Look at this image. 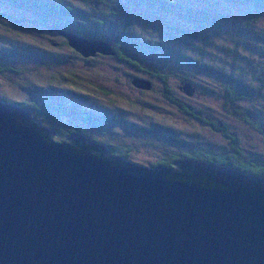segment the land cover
<instances>
[{
	"label": "water",
	"instance_id": "95a60500",
	"mask_svg": "<svg viewBox=\"0 0 264 264\" xmlns=\"http://www.w3.org/2000/svg\"><path fill=\"white\" fill-rule=\"evenodd\" d=\"M3 102L0 264H264V176L195 159L145 169L78 134L51 140Z\"/></svg>",
	"mask_w": 264,
	"mask_h": 264
},
{
	"label": "rangeland",
	"instance_id": "374dc122",
	"mask_svg": "<svg viewBox=\"0 0 264 264\" xmlns=\"http://www.w3.org/2000/svg\"><path fill=\"white\" fill-rule=\"evenodd\" d=\"M112 1L115 3L119 0ZM219 5L227 8L228 15L234 16L237 22L248 15V10L241 5L221 2ZM31 11L25 13L20 6L18 9L4 1L0 2V67H3L4 70L0 72V100L4 101L3 103H16L21 106L25 99L38 97L40 100L47 99L51 103L59 104L61 109L66 108V103L68 107L74 105L86 107L85 109L88 111L98 113L102 117L110 114L116 119H109L110 124L108 125L90 126L85 121L84 115L81 116V125L90 126L94 131L96 135L94 144L103 146L105 149L108 144H115L118 148L125 146L128 151L127 161L145 169H149L150 163L169 155L175 157L177 153L184 151L202 148L214 152L211 154L215 157L223 156L224 152L230 151L228 144L218 141L216 136L208 132L194 117L179 111L173 101H169L163 96L168 93L176 100L189 104L191 109L199 108L202 102L206 104L204 108H201L203 110L209 111L216 107L220 110L219 112L231 115L228 113L231 109L228 107V111H226L227 106L222 105V82L224 80L220 76L202 72L198 73V77H194L189 68H177L169 61H167L169 64H166L159 58L134 54L125 49H120V52L127 60L118 59L114 56L113 51L107 52L110 46L108 40L94 39L101 44L98 43L91 47V45L77 41L73 37L68 39L60 34L61 29L55 31L47 28L50 26H47V23H53V19L39 18L34 14L35 10ZM258 15V23L260 22L259 24L264 29V10H261ZM127 19L130 17L123 14L108 17L104 27L110 26L112 22H119L126 25V29L142 35L155 36V34H159L157 29L161 22L145 24L142 21L136 23L133 21L131 24ZM166 21L170 24H177L175 19L172 20L168 17ZM36 22H42L43 26L36 25ZM180 27L187 29L183 31H188L184 24H181ZM190 32L192 35L194 34V30ZM211 36L218 46L219 42L228 48L232 46V41L228 42V39H218L212 34ZM82 40L92 41L89 38ZM66 41L71 42L73 47H68ZM182 42L183 44L190 43L186 40ZM249 42L241 40L238 47L244 58L248 57L247 59L251 60L252 64L244 59L241 66L252 76L256 70H261L263 46L251 39ZM26 44L30 47H27ZM94 49L98 50L94 51ZM185 50L187 51V48ZM216 54L217 51L213 55L209 54L204 63L219 69L222 66L218 64L217 59L224 63L226 71L231 69L232 62L234 66L240 64L234 63L229 54L228 59L216 56ZM56 57L60 60L58 63L55 61ZM183 66L184 63H182ZM6 68H10V70L7 69V71ZM156 73L164 77L165 81ZM187 80L191 83L189 84L192 90L190 95L184 93L183 87L180 88L181 84L184 86V82ZM256 80L257 78H255L254 84L257 86ZM49 81L52 83L50 84ZM133 82L143 87L147 85V88L139 89L134 86ZM219 83L221 86L218 85ZM209 84H211V89L212 86L218 87L216 93H211L208 88ZM164 85H167L172 93H169ZM42 89L43 93L48 94L41 98L38 94ZM70 94L78 97H73ZM262 105L264 106V95ZM251 106L255 109L256 105L244 101L241 110L249 114V117L256 122L264 121V108H262L263 110H252ZM21 107L29 111V109ZM248 110L251 111L248 112ZM29 114L40 123L37 118L31 115L30 111ZM51 114L58 118V125L73 121L71 117L60 112ZM224 122L231 131L236 133L239 147L246 161L255 163V161L259 162L264 159L262 131L259 133L256 127L233 115L228 116V121ZM161 123L164 124L163 131L159 130L158 124ZM39 126L46 130H52L51 127ZM54 134L51 140L59 141V138H56L57 131H54ZM107 156L109 155L107 154ZM174 157L171 159V163L175 160ZM121 159L124 160L122 157ZM188 159L192 158H181V161Z\"/></svg>",
	"mask_w": 264,
	"mask_h": 264
},
{
	"label": "trees",
	"instance_id": "16d2710c",
	"mask_svg": "<svg viewBox=\"0 0 264 264\" xmlns=\"http://www.w3.org/2000/svg\"><path fill=\"white\" fill-rule=\"evenodd\" d=\"M2 1L9 5H14L18 9L20 6L25 13L35 10L33 12L39 18L53 19V23H47V26L50 25L47 28L55 31L61 29L64 36L73 35L80 39L89 38L92 41H96L94 39H106L110 42L109 51H113L114 56L118 59L127 60L120 52V49H125L134 54L159 58L160 61L166 64L171 63L177 68H189V70H192L194 77H198V73L202 72L220 76L224 80L222 82V105L227 106L226 111H228L229 107L231 111L228 113L256 127L258 132L261 133L262 131L264 135V121L256 122L249 117V114L241 110L244 101L256 105L255 109L251 106L250 109L252 110L264 108L262 105L264 95V29L259 24L260 22L258 23V14L261 10H264V0H119L115 3L112 0H0L1 3ZM219 1L221 3L241 5L248 10V15L237 22L234 16L228 15L227 8L219 5ZM120 14L128 15L130 19H127V21L131 24L133 21L134 23L142 21L145 24L161 22L158 26L159 29H157L159 34H155V36L142 35L126 29L127 26L119 22H112L110 26L104 27L105 20L108 17ZM167 17L172 20L175 19L177 24L167 22ZM42 22H36V25L43 26ZM181 24H184L188 31H183L187 29L180 27ZM192 30H194L193 35L190 32ZM196 32L199 34L196 35ZM211 34L217 36L218 39L223 38L228 39V42L232 41V46L228 48L221 42H219L218 46ZM249 39L263 46L261 50V70H256L252 76L241 66V62L248 57L244 58L238 47L241 40L249 42ZM183 40L190 43L183 44ZM66 45L69 47L67 41ZM26 46L30 47L28 44ZM255 47L260 48L258 45H255ZM186 48L187 51L185 50ZM215 51H217L216 56L228 59L229 54L234 63L240 64L234 66L232 62L231 69L226 71L224 63L217 59L218 64L222 66L219 69L204 63L205 58L209 54L213 55ZM55 61L58 63L60 60L56 57ZM246 61L252 64L251 60L247 59ZM182 63H184L183 67ZM7 69L10 70V68L5 70ZM2 71H4L3 67H0V72ZM152 74L155 73L152 72ZM156 74L157 76L159 75L158 73ZM159 77L165 81L164 77L160 75ZM255 78H257V86L254 84ZM49 83L51 84L52 81H49ZM184 83L185 85L191 84L189 80ZM218 85L221 86L220 83ZM182 86L183 84H181ZM164 87L166 90L168 89L167 85H164ZM208 88L211 93H216L218 87L212 86L211 89V84H209ZM43 91L42 89L38 94L41 98L48 94L43 93ZM168 92L172 93L170 89H168ZM70 95L78 97L74 94ZM163 96L169 101H173L179 111L194 117L208 132L214 134L218 141L228 144L230 151L224 152V157L216 156L218 158L211 154L214 152L206 151L202 148L188 152L184 151L175 153V157L174 155H169L159 161L150 163V168L170 167L173 157L174 159L188 157L206 163L232 167L244 174L264 176V159L259 162L255 161V163L246 161L239 147L236 133L231 131L224 122L228 121V116L231 115L219 112L220 110L216 107L209 111L203 110L201 108H204L206 104L202 102L200 109H191L188 106L189 104L176 100L174 96L168 93L163 94ZM21 104V106L29 109L33 117L40 121V123L38 122L39 125L51 127L53 131H57L56 138H59V141L66 140L72 134H78L94 144L96 143V135L90 126L97 124L108 125L110 124L109 119H116L110 114L102 117L98 113L88 111L85 109L86 107L83 108L76 105L68 107L66 103V108L61 109L59 104L51 103L47 99L40 100L38 97L25 99ZM216 111H218L217 114ZM250 111L248 110V112ZM52 112H60L71 117L73 121L58 125V118L52 115ZM82 115H84L85 121L90 126L81 125ZM163 123L158 124L161 131H163ZM175 141L178 142V140ZM179 143L183 144L184 142ZM106 148L109 157L116 158L118 156L120 159L122 157L125 162L131 163L127 161L128 151L125 146L118 148L115 144H108Z\"/></svg>",
	"mask_w": 264,
	"mask_h": 264
},
{
	"label": "clouds",
	"instance_id": "9594fccd",
	"mask_svg": "<svg viewBox=\"0 0 264 264\" xmlns=\"http://www.w3.org/2000/svg\"><path fill=\"white\" fill-rule=\"evenodd\" d=\"M82 40V39H81Z\"/></svg>",
	"mask_w": 264,
	"mask_h": 264
}]
</instances>
